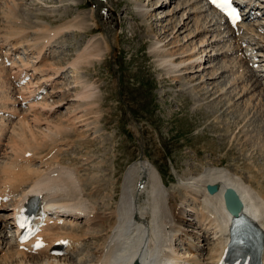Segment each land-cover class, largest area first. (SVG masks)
<instances>
[{"label": "bare ground", "instance_id": "obj_1", "mask_svg": "<svg viewBox=\"0 0 264 264\" xmlns=\"http://www.w3.org/2000/svg\"><path fill=\"white\" fill-rule=\"evenodd\" d=\"M20 1L22 3L25 0L0 2V59L3 57L0 62V159H4L0 163V264H217L230 242L228 227L222 225L219 212L223 208L227 215L231 216L224 201V192L228 189L237 192L244 203L246 213L257 214L260 228L264 231V182L261 179L257 181L256 190L229 170H208L199 179L191 177V182L188 179L187 183L180 184L179 189L186 193L188 200H182L186 202L180 206H170L175 195L166 188L159 171L147 156L132 166L125 179L123 178L121 196L116 207L107 208L111 205L110 201L104 209L98 208L97 204L92 202V197H89L93 192L86 190V182L93 178L90 176L88 180L83 179L79 168L64 167L60 164L55 166L49 159L54 150L60 152L59 147L64 145L62 137L69 134L67 131L78 129L79 120L77 122L75 117L76 120H69L70 125H64V120L62 122L59 118L61 121H53L52 117L57 114L58 107L67 104L61 102L66 99L65 96L68 94L67 97H70L69 88L63 84L67 71L74 73L75 78L84 68L101 62L104 56L111 54L119 46V34L115 33L113 25H110L112 21H103V35L101 36L99 31L96 32L102 40L90 39L86 47L68 62L53 61L56 47H53V44L58 43L60 39L63 41L69 34H85L95 28L100 15H108L107 0H94L95 6L88 17L79 13L71 19L67 18V21L58 27L39 20L29 22L30 19L22 13ZM245 2L254 6V13L250 14V17L254 14L260 15L259 12L264 15V0ZM155 3L157 6L160 0ZM168 3L169 0H165L162 5L167 6ZM176 6L172 13L174 17L182 12L179 23L172 27L170 23L164 26L162 35L156 38L151 47V54L156 59L160 71L173 82H186L188 75L208 71L206 75L192 78V82L199 80V85L204 86L207 82L218 80L230 72L231 81L220 86L215 94H223L229 85L231 90L237 71L241 74L245 72L244 76L249 74L251 79H255L251 80L254 82H248L246 89L241 87V95L234 91L229 93L240 98L252 95L247 98L251 104L253 101H263V96L258 94L257 90L261 89L264 93V76L261 77L250 68V57L254 56V51L264 52V17H255L253 22L241 24V30L244 32L236 38L223 29L226 26L224 17L211 9L205 0H179ZM136 8L145 22L153 16L152 7L138 3ZM111 15L113 13L109 14L107 19H111ZM188 21L194 22L193 30ZM186 32L188 34L180 39ZM244 43H247V47L243 46ZM237 53L239 55H236ZM5 58L8 59L9 65L5 63ZM218 59L222 60L219 62V68L211 67L210 64ZM230 61L231 65H228ZM240 63L246 67L240 66ZM260 66L264 71V64ZM13 74L20 76L18 87L11 82ZM88 83L90 84L89 81ZM88 83L76 81L77 85L85 86L81 88L93 90ZM40 89L46 91V94H42L40 100L33 99ZM17 94L22 98L21 103L25 102L24 107L17 103ZM209 94V90L205 92V95ZM57 95L64 99L55 101ZM73 99L65 101L69 103L75 100ZM83 125L89 128L87 123ZM44 149L49 150L48 154L39 156ZM208 185H217L219 192L210 195L207 191ZM33 197H41V202L53 199L55 204L50 205L47 211L66 218L65 224L48 225L43 228L44 232L41 234L49 245L68 240L70 250L63 258H54L42 251L38 256L27 255L9 232L12 211L18 205L24 206L26 201ZM3 199L7 201L3 202ZM191 200L193 203L200 201L201 212L198 209L196 212L194 207L191 209V204L185 205ZM79 224L83 228L79 227ZM101 235V239L97 240ZM210 236L214 240L211 248L208 245ZM87 239L96 241L92 243L95 247L86 252L84 250L81 254L80 250ZM183 239L188 241L186 255L177 249V242L180 244ZM195 240L199 241V246L195 244ZM183 246L184 244H181L179 249ZM205 251L208 252L206 260L201 258ZM78 252L81 255L75 258ZM261 259L264 260V254Z\"/></svg>", "mask_w": 264, "mask_h": 264}, {"label": "rangeland", "instance_id": "obj_2", "mask_svg": "<svg viewBox=\"0 0 264 264\" xmlns=\"http://www.w3.org/2000/svg\"><path fill=\"white\" fill-rule=\"evenodd\" d=\"M93 1L25 0L19 3L22 4V13L30 19L29 22L39 20L58 27L64 24L67 18L71 19L79 13L88 17L95 6ZM158 1L107 0L108 15H100L95 28L85 34H69L63 41L60 39L58 43L53 44V47H56L54 59L53 56L51 59L68 62L86 47L90 39H101L103 21H112L110 25L112 24L115 33L119 34V46L111 54L104 56L101 62L84 68L75 78L74 73L67 71L63 84L69 88L70 97H67L68 94L66 99L60 95L55 96V101L64 99L61 102L67 104L58 107L55 116V113L52 114L53 121L62 119V122L65 121L64 125H70L69 120L71 122V119H77L79 124L78 129L70 130L71 133L67 131L69 134L62 137L61 140L66 146L59 147V153L54 150L49 157L50 162L55 166L60 164L64 167L79 168L83 179L92 177L93 180H88L90 183L86 182V190L93 192L95 199L92 195L89 197H92V202L101 209L110 201L111 205L107 208L116 207L126 174L137 162L144 160L145 156L159 171L166 188L175 195L170 206H180L186 202L182 201L187 198L186 193L179 189L180 184L187 183L188 179L191 182V177L199 179L205 172L215 168L231 171L256 190L257 181L261 179L264 182V93L261 89L257 90L258 94L263 96V101H253V105L247 99L252 95L240 98L230 94L229 92L234 91L241 95V87L246 89L248 82H254L249 74L246 77L250 80L244 76L245 72L241 74L239 71L234 76L232 89L229 90L230 85L227 86L223 94L214 92L224 86L225 82L231 81L230 72L218 80L207 82L205 86L199 85V80L192 82V78L206 75L208 71L188 75L189 81L186 82H173L167 78L152 56L151 47L156 38L162 35L164 26L170 23L172 27L179 23L182 12L173 17L172 11L177 8L179 0H169L167 6L164 4L166 7L162 5L165 0H160L159 6H156L155 2ZM151 2L154 4L150 6ZM138 3L152 7L153 16L147 22L139 15L136 8ZM112 13L111 19H107ZM189 21L193 30L195 24ZM97 31L101 32V36ZM187 34H183L180 39ZM220 61L222 60H215L210 66L219 68ZM227 64L231 65V61ZM77 80L85 84L89 81L93 90L81 88L85 86L77 85ZM205 90H209L210 94L205 95ZM72 98L75 100L69 103L65 101ZM79 107L80 109H77ZM86 123L89 128L84 127L83 124ZM45 149L39 156L48 154L49 150ZM3 161L2 157L0 163ZM98 190L99 193L96 194ZM194 203L191 200L185 205L191 204L192 209ZM201 207H194V210L201 212ZM195 241L199 246V241ZM93 242L96 241L85 240L83 248L86 249L82 248L80 253L94 249ZM180 246L177 242L178 250ZM80 253L78 252L75 258L79 257Z\"/></svg>", "mask_w": 264, "mask_h": 264}, {"label": "water", "instance_id": "obj_3", "mask_svg": "<svg viewBox=\"0 0 264 264\" xmlns=\"http://www.w3.org/2000/svg\"><path fill=\"white\" fill-rule=\"evenodd\" d=\"M208 187H209V190L211 193L216 192L218 189L217 186H208ZM226 203H227V207H228L229 211L233 215H238L242 209L241 199L239 198L238 194L232 189L227 190Z\"/></svg>", "mask_w": 264, "mask_h": 264}, {"label": "snow or ice", "instance_id": "obj_4", "mask_svg": "<svg viewBox=\"0 0 264 264\" xmlns=\"http://www.w3.org/2000/svg\"><path fill=\"white\" fill-rule=\"evenodd\" d=\"M213 3L217 5L221 10H223L231 18L233 24H235L239 19V13L235 7L232 5V0H213ZM21 227L25 225L21 223ZM60 243L66 244L67 241H61Z\"/></svg>", "mask_w": 264, "mask_h": 264}]
</instances>
